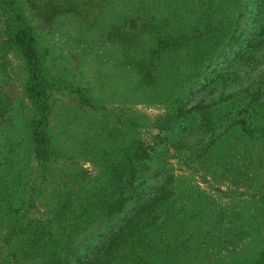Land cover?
Returning a JSON list of instances; mask_svg holds the SVG:
<instances>
[{
    "label": "trees",
    "instance_id": "obj_1",
    "mask_svg": "<svg viewBox=\"0 0 264 264\" xmlns=\"http://www.w3.org/2000/svg\"><path fill=\"white\" fill-rule=\"evenodd\" d=\"M229 1L232 0H169L156 7L155 1L150 0H137V6H131L129 0H116L99 3V8L94 12L91 9V4H94L88 5L84 0H0V30L7 36L4 44L7 43L17 52L29 75L25 92L33 104L30 105L28 116L25 115L29 124L20 140L23 146L27 145V150L34 158L32 161L39 163L43 160L47 162L46 167L52 160L55 134L51 131L49 118L54 101L53 90L65 88L89 107L96 109L98 105L85 85L66 83L47 74L42 36L27 14L28 9L38 15L39 24H46L55 33L64 36L62 38L65 40L67 37L68 41L78 42L84 49L92 45L95 51L99 50L108 43L107 40H110V48L113 49L114 46L118 47L116 42H124L117 48V53H121L118 57L101 53L94 58L97 61L102 57L105 60L112 58L114 63L121 64V75L125 74L129 80V85L122 84L125 88L122 95L132 102L154 104L173 99L177 102L175 117L182 118L196 109L208 108V113H222L214 123L216 128L222 129L212 135H202L196 144H191L187 166L191 167L189 161L194 162L192 166L204 169L214 177L218 174L231 177L234 173L236 178H230L231 182L249 184L254 179L253 172L259 169L258 164L264 157V66L260 67L264 62V18L261 15L264 12V0H255L256 7L250 9L255 14V30L248 31L240 24H243L246 15L247 2L243 4L241 0V8L235 18L237 24L232 28L231 20H225L220 12L222 8L228 7ZM176 8L181 12L178 18L162 20L159 17ZM230 28L232 31H229ZM227 32L229 36L226 43L216 54L209 55V49ZM44 47L48 49L46 43ZM198 52L203 57L198 58ZM197 64L203 67L187 83V76ZM242 91L247 93L245 100L231 101V104L233 96ZM224 105H227L225 109ZM96 113L91 112L89 119H95ZM211 116L215 117L214 114ZM206 120L209 121V117ZM109 129L110 132L106 130L105 124L84 125L77 129L73 135L78 143L77 150L81 153L87 149L97 152L102 141L106 154L110 148L107 140L113 141L119 133L115 128ZM234 130L237 133L233 134ZM226 132L230 135L226 136ZM10 138L11 141L7 139L0 143V176L7 182L4 189H8L9 184H15L16 180L22 182L18 191V201L22 203L15 209L16 216L11 229L3 231L8 239L3 237L0 242V264L175 262V251L180 246L178 243L186 240L185 236L183 238L186 229L184 220L175 222L174 225L179 224L177 227H168L166 236L160 237L158 243H154L145 231L150 224L141 221L132 224L141 213L151 215L154 219L162 217L161 209L166 208L162 206L165 203L162 200L168 199L170 194L167 187L171 185L173 173L168 171L169 168L159 165L151 171L152 174L146 172L144 155H147V146L137 147L142 155H139L134 171L127 178V190L121 192L119 197L110 192L112 184L105 179L94 192L95 197L85 195L82 205L75 208L73 203L76 202L77 192L74 193V190L77 188L61 181L53 185L56 190L49 193L45 204L47 209L37 214L28 207L29 201L34 202L31 187L40 186L43 181L47 186L49 179L42 171L40 178L37 174L33 177L39 182L28 186L26 177L16 174V165L24 160L25 154H21L22 160L13 158L16 151L11 150V147L16 140L12 136ZM67 175L71 182L72 179L80 182L77 177ZM114 179L121 186L119 180ZM258 185L261 186L260 181ZM133 192L138 200L132 205L133 213L124 216L120 224L112 221L113 215L123 209L126 201L131 200ZM239 193L244 194V191L239 190ZM5 197L8 199L7 195ZM6 204L14 208L17 206L16 201ZM215 215L218 216V212ZM70 216L71 221L66 223ZM126 227L130 229L125 231ZM160 227H157L158 231ZM137 233L141 236L136 237ZM12 235H16L13 240L9 238ZM146 246H154L151 255L138 256L139 251ZM9 252L12 258L7 255ZM253 264H264V246Z\"/></svg>",
    "mask_w": 264,
    "mask_h": 264
},
{
    "label": "rangeland",
    "instance_id": "obj_2",
    "mask_svg": "<svg viewBox=\"0 0 264 264\" xmlns=\"http://www.w3.org/2000/svg\"><path fill=\"white\" fill-rule=\"evenodd\" d=\"M84 1H87L88 5L94 4H91L94 12L99 8V3L116 2V0ZM154 1L156 7L162 2H169V0H150V2ZM245 1L248 6L245 8L247 10L244 20L243 17L240 20V22L243 20V24H240L244 25L245 31L255 30V23H253L255 14L250 9H254L257 2L242 0L243 4ZM129 3L131 6H137V0H129ZM240 8L241 0H232L229 1L228 7L220 11L225 20H231L232 28L237 24L235 18ZM26 12L33 19L37 25V32L42 36L41 40L44 44L42 47L47 57V74L66 83L76 82L85 85L98 105L96 109L89 107L90 105L80 102L77 96L67 92L65 88L59 87V90H53L54 101L49 118L51 131L55 134L52 160H49L46 167L47 162L43 160L39 163L32 161L34 158L27 150V145L23 146L24 143L20 140L29 124L25 115L28 116L30 105L33 104L25 92V83L29 75L25 72L17 52L7 43L4 44L7 36L3 30H0V143L7 139L11 141V136L16 140L11 147V150L16 151L13 158L18 157L22 160L21 154H25L24 160L16 165L18 168L16 174L26 177L28 186L39 182L33 180V177L37 174L40 178L42 171L49 179L47 186L43 181L40 186L31 187L34 202L29 201L28 207L35 210L37 214L45 211L49 193L56 190L53 185L61 181L77 188L74 190V193L77 192L76 202L73 203L75 208L82 205L85 195H90V198L95 197L100 182L105 179L112 184L110 192L119 197L121 192L127 190L129 184L127 178L130 172L134 171L139 155H142L137 147L147 146V155H144L146 172L152 174L151 171L159 165L169 168L168 171L173 173L171 185L167 187L170 189V194L168 199L162 200L165 202L162 206L166 207L164 208L166 210L161 209L162 217L154 219L151 215L141 213L132 224L139 221L150 224L145 231L150 234L154 243H158L160 237L162 239L166 236L168 227H177L179 224L174 225L175 222L184 220L183 224L188 229L183 232V238L185 236L186 240L178 243L180 246L175 251V262L171 264H253L259 250L264 246V157L258 164L259 169L253 172L254 179L252 178L249 184L243 185L239 182H231V179L236 178L234 173L231 177L220 174L214 177L204 169L192 166L194 162L189 161V164L196 170L187 166L191 144H196L202 135H212L222 129V127L216 128L214 124L216 117L222 113H208V108L196 109L182 118L175 117L177 102L173 99L154 104L132 102L130 98L122 95L125 90L122 84L129 85V80L125 74L121 75V64L114 63L112 58L105 60V57H102L100 61L94 58L99 57L97 55L101 53L105 55L111 53L118 57L121 53H117V48L119 45H124V42H116L118 47L114 46L113 49L110 48V40H107L108 43L99 50L95 51L92 45L84 49L78 42L68 41L67 37L65 40L62 38L64 36L55 33L46 24H39L38 15L33 10L28 9ZM158 12L162 14L161 11ZM180 13L176 8L159 17H162V20L163 18L173 19L178 18ZM261 15L264 18V12ZM232 28L229 31H232ZM228 36L229 32L218 39L209 49L208 54H216L226 43ZM45 43L48 49L44 47ZM202 55L198 52V58L203 57ZM263 66L264 62L260 64V67ZM202 67L203 65L197 64V67L187 76V83L195 78ZM245 80L244 78L243 81ZM246 95L245 91L239 92L233 96L230 103L231 101L243 102ZM227 105H224L223 109ZM95 111H97V117L93 120L89 119L91 117L89 114ZM213 114L215 117L211 116ZM206 117H209V121ZM90 122L93 125L104 126L105 124L109 132V127L119 132L113 141L107 140L110 148L107 149L109 152L106 154L103 152L102 141L97 152L87 149L81 153L77 150L78 143L75 142L73 135L84 125H91ZM234 133L237 131L234 130ZM225 135L228 136L230 133L226 132ZM66 173L77 177L80 182H75L73 179L71 182ZM114 178L119 180L121 186L116 184L117 181ZM258 181L261 186L258 185ZM21 183L16 180L15 184H9L10 187L4 189V184L6 185L7 182L0 176V242L3 237L7 238L3 231L6 228L11 229L15 220L14 215L16 216L15 209L22 203L18 201ZM239 190L244 191V194L239 193ZM5 199L16 201L17 206L14 208L6 204L8 201ZM137 202L136 193L133 192L131 200L126 201L123 209L113 215L112 221L120 224L124 216L133 213L132 205ZM158 211L160 212V209ZM216 212L218 216L215 215ZM69 221L71 216L66 223ZM158 226H161L159 231ZM129 229L130 227H126L125 231ZM140 236L141 234H136V237ZM15 237L16 235H12L9 238L13 240ZM153 248L154 246L151 248L146 246L144 250L139 251L138 256L151 255ZM7 255L11 257V252Z\"/></svg>",
    "mask_w": 264,
    "mask_h": 264
}]
</instances>
